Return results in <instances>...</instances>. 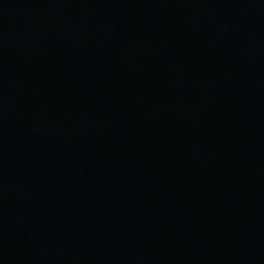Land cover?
Returning a JSON list of instances; mask_svg holds the SVG:
<instances>
[{
	"label": "water",
	"instance_id": "water-1",
	"mask_svg": "<svg viewBox=\"0 0 264 264\" xmlns=\"http://www.w3.org/2000/svg\"><path fill=\"white\" fill-rule=\"evenodd\" d=\"M0 264H264V0H0Z\"/></svg>",
	"mask_w": 264,
	"mask_h": 264
}]
</instances>
